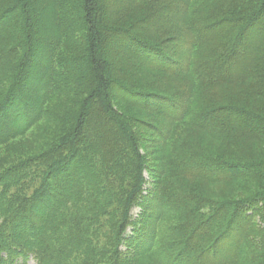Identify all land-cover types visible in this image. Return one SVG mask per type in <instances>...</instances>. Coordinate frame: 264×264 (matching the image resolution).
<instances>
[{
  "label": "rangeland",
  "instance_id": "rangeland-1",
  "mask_svg": "<svg viewBox=\"0 0 264 264\" xmlns=\"http://www.w3.org/2000/svg\"><path fill=\"white\" fill-rule=\"evenodd\" d=\"M10 1L0 0V12H5ZM120 1L108 0L107 6L112 13L117 12L112 20V28L127 31L131 43L124 40L122 45H127L125 50L118 46L111 47L114 50H111V63L117 66V78L138 98L130 99L118 92L111 95L109 103H106L103 97L94 95L89 84L83 82V69L89 63L87 30L71 16L68 17V38L55 42L45 19L48 12L35 18L36 29H41V45L38 48L46 51L47 46H53L56 49L54 55L62 57L59 71L64 74V89L52 95L50 98L54 99L51 102L42 98L46 93L43 83L46 68L39 58L32 61V67L28 68L23 86L26 92L22 93L16 88L20 62L25 52L20 12L12 16L5 29L7 32L0 34V108L10 102L11 94L15 92L22 96L24 102L12 103L11 107L0 111V136L4 132L3 123L6 126H22L23 109L28 115L32 111L36 113L38 106L43 111L41 118L29 130L0 144V176L11 168L58 148L47 158L26 167L24 176L16 178L18 185L5 186L0 183V194L4 192L0 203V234L5 232L9 236L10 223L7 218L21 206V200L27 202L33 199L35 192L45 183L44 178L53 163L71 157L75 147L82 154L88 141L75 145L71 140L63 146H59V143L73 134L75 118H80L86 111L88 122L85 134L91 141L96 138L95 133L103 134L105 142L109 141L105 149L113 156L102 160L94 156L91 159L106 167L109 161L119 156L123 160L122 165H128L126 198L134 188L128 179H137L140 175L137 176L135 164L127 162L134 151L127 146L129 139L126 138V130L122 129L124 125L139 143L144 166L141 178L147 197L130 211L133 223L126 237H131L129 243L132 248L128 252L130 256L134 254V264H157L151 252L138 251L135 247L142 240V233L148 232L150 237L154 234L153 230L160 232L159 237L166 243L172 242L177 249L187 247L191 256L181 264H216L211 255H204L205 247L213 245L219 238V241L223 240L225 235L230 237L227 244L232 242L233 245L236 235L240 233L238 227L244 233L253 232L250 237L252 242L243 253L240 252L238 260L230 264H264V215L257 210L256 215L249 211L250 216L246 217L247 209L241 211L236 205L264 188V179L245 178L241 171L236 173L234 169H229L257 159L260 151H264V146L252 137L255 133H251L254 132L251 126L241 123V120H246L247 113L255 117L257 112L264 109V96L259 89L264 82V65L256 63L258 57L242 60L246 56L243 55L244 50H239L234 59L239 63L236 75L228 71L227 78L217 81L212 69L213 62L219 61L223 54H230L231 47L236 46L240 38L243 19L256 12L264 0ZM73 7L71 10L75 16L76 7ZM207 26L211 28L207 29ZM256 27L257 31L264 30V16ZM182 32L185 33L184 37L190 36L187 43L181 38ZM137 37L144 38L151 50L140 49L132 41ZM256 37L260 38L258 35ZM115 41L120 42L118 38ZM248 42L249 34L241 41V46L245 48ZM152 48L157 49L159 54H154ZM143 57L158 62L161 69L154 67L151 61L144 63ZM171 67L172 71L166 69ZM146 99H152L154 103L146 104ZM23 104L29 106L28 111ZM84 106H87V110ZM209 111L216 112L213 113L216 122L202 119ZM241 111L246 114L243 115ZM177 112L186 117L175 121L173 117ZM217 122L222 123L224 130L220 136L215 135L216 130L220 129H215ZM83 163L82 157L76 161L77 167ZM109 167L117 165L112 163ZM65 181L63 176L54 182L53 195L64 187ZM51 203L54 205L55 201L51 199ZM121 203L123 201H110L108 211L99 218L96 226L98 238L95 236L93 239L94 251L82 248L72 252L61 246L59 258L62 264H106L110 260L116 249L118 227L125 217V207ZM82 205L85 203L79 206ZM73 207L75 205L72 204L70 208ZM161 209L165 214L157 218ZM204 224L206 226L201 235L195 237L197 244L185 243ZM22 234L16 238L21 243L5 239L14 248L13 253L2 255L5 264H40L33 252L39 253L44 251L43 248L38 251L33 245V252L30 251L28 256L14 253L29 240L37 245L36 239L27 233L26 237ZM227 244L224 242L213 254L216 252V255L223 257ZM128 246V243L122 242L118 249L127 251ZM198 255L202 257L197 259Z\"/></svg>",
  "mask_w": 264,
  "mask_h": 264
},
{
  "label": "trees",
  "instance_id": "trees-1",
  "mask_svg": "<svg viewBox=\"0 0 264 264\" xmlns=\"http://www.w3.org/2000/svg\"><path fill=\"white\" fill-rule=\"evenodd\" d=\"M120 2H122V0ZM107 5L108 0H11L10 3H8L5 12H0V34L6 31L5 29H7L9 21H12V16L17 12H20L21 29L25 40V52L23 59L20 62L21 67L19 68L16 79L17 82L15 83L16 88L22 93L24 91L26 92L23 86L26 81L25 79L28 68L32 67V61L39 58L41 62H44L46 68L44 71L45 79L43 81L46 93H44V96L42 97L43 101L51 102L52 98L50 97L64 89L62 86V83H65L64 74L59 71V67L62 66V57L56 54L54 55L56 49H54L53 46H47L46 48H48V50L46 51L45 49L40 50L38 48V46L41 45L39 42V38H41V29H36L35 18L37 19L38 16L44 13L47 15L48 12L45 19L48 26L51 28V32H53L54 42L57 40L59 41L60 38H68L66 36L68 32L67 27L70 22V18L68 17L71 16L73 19H77L78 24L85 26L87 30L86 49L89 63L87 66L85 65L83 69V72L85 73L83 82L89 84V86L93 88L95 96L100 95L104 98L106 103H109L111 95L117 94L118 92L130 97V99H132L131 97L138 98L135 92L128 90V86L117 78V66L111 63V54L113 55L112 52L114 51L111 47L118 46L121 50H125L127 45L122 44L124 40L128 42V44L131 43L129 42V37L131 36L128 37L127 31L123 29L117 28L116 30L112 28V20L117 16V12L113 11L114 13H112ZM73 6L76 7L75 16L71 10L74 8ZM263 16L264 1L260 3L256 12L246 15V18L243 19L244 26L241 30L240 38L238 39L236 46L231 47L230 54H223L219 61L213 62L212 69L217 81L227 78L229 76L228 71L231 75H236V68H239V63L235 62L234 59L236 58V52L239 50H244L243 55L246 56L241 58L242 60H253L258 57L256 58V63L258 62L259 64L264 65V30L257 31L256 29L257 22L260 21ZM206 28L210 29L211 26H207ZM181 34V38H184L183 41L187 43V41L190 40V36L184 37L183 35L185 33L183 32ZM248 34L250 35V42L246 43V47L244 48L241 46V41L245 39ZM257 35L260 38L257 39ZM116 38H118V41L120 42L115 41ZM120 38H122L123 41ZM132 41L140 46L139 48L142 50H151L149 43H147L142 37H137V39ZM152 49L154 54H159L157 49ZM142 59L144 63L151 61L153 65H155L154 67L161 69V65H159L158 62L149 60L147 57H143ZM175 67H177V65ZM166 69L172 71L173 68ZM259 89L260 94L264 96V82L260 84ZM47 90H49V92ZM15 93L14 95L13 93L11 94L10 102L0 108L1 112L11 107L10 105L12 103H24L22 101V96H18L19 94L16 95ZM153 101L154 100L152 99H146V104L154 103ZM139 102L141 101L139 100ZM24 106L28 111L29 106ZM84 108L86 109L87 106H84ZM25 111L24 109L22 110L21 127H14L11 125L6 126L3 123L4 132L0 136V144L29 130L31 126L41 118V115H43L42 108L39 106L36 108V113L34 114L32 111V113L28 115ZM241 112L243 115L246 114L243 111ZM213 113L216 112L209 111L208 113H205V116L202 119H212L214 120L213 122H216L214 117L215 114ZM171 116H173V114ZM185 117L186 116H183L180 112H177L176 116L173 118L175 121H180ZM251 119H253V122ZM87 120L88 114L86 111L80 118L76 117L73 124V134L65 141L59 143V146H63L69 144V141L71 140L74 141L75 145L82 141H88L85 144L86 147L82 150V154L81 152L79 153L77 150L78 148L75 147L73 148L71 157L53 163L46 173L44 178L45 183L35 192L33 199L27 200V202L21 200V206L13 212L11 217L7 218V221L10 223L8 229L10 230V234L9 236H6L5 232L0 234V264H5L2 255L11 254L14 249L6 243L7 241L5 239L8 238V240L11 241H18L16 238L18 234L21 233H23L22 235L25 237L27 233L31 238L36 239L35 242L37 245L29 240V243H22L23 245L26 244L25 246L22 245L18 250L15 248L16 251H14V253L19 254V256H28L29 252L32 251L33 245L38 251L43 248L44 251L41 250L39 253L32 251L33 255H36L38 258L40 264H62L61 259L59 258L61 246L64 247V250L69 249L72 252L80 251L82 248L93 252L95 249L93 239H95V236L98 238L96 235V226L99 218L102 216L103 212L108 211L109 202L116 200L123 201L121 205L125 207V217L116 233L115 252H112V257L106 264H134L132 259H135V256L133 253V255L130 256V253L128 252L129 248H132L129 243L131 237L128 239L126 237L128 236L126 234L127 230L133 223L130 220V211L136 203H143L144 198L147 197L143 191L141 178L144 166L140 154L139 143L131 133L127 132L126 126L124 125L122 129L124 131L126 130V138L129 139V144H127V146H129L128 148H131L130 150L134 151L133 157L129 156L132 158H127V162L135 164L137 176L138 174L140 175L137 179H128L134 188L131 193H128L129 196L126 198L128 188H126L125 179L128 175V165L126 167L123 166V160H120V158H118L119 156L114 158V160L109 161L110 163L106 167L105 164L101 163L100 166L93 158L91 159V157L94 156L101 157V160L113 156L110 154L109 150L105 149L109 144V141L108 143L107 141L105 142L103 134H100L99 132L95 133L96 138L93 141H91L85 134ZM241 123L247 127L251 126V129L254 131H251V133H255L252 137L257 140L259 145L262 144V146H264V109L262 108L260 112H257L255 117L251 116L250 113H247L246 120H241ZM216 126L215 129L218 127H220V129L216 130V132H218L215 133V135L220 136L224 131L222 123L217 122ZM54 149L26 161L25 164L7 170L0 176V183H4L5 186L13 184L18 185L17 182V184L15 183L16 178L20 175L24 176L25 170L27 169L26 167L42 160V158H47L52 152L58 150V148ZM79 157H82L84 163L77 167L76 161ZM112 163L117 165V167H109ZM229 169H234L236 173H240L241 171V175L245 178L257 177L258 179H264V151H260L257 159L254 158L251 162L241 163L236 169L233 167H230ZM124 171H126V173H123ZM63 176L66 178L64 187H60L61 190L53 195L52 190L55 188L54 182L58 181V179L61 180ZM24 179L25 178H23V180ZM2 196H4V192L0 194V203ZM51 199L55 201L54 205H52ZM83 202L85 205L79 206ZM72 204L75 205V207L70 208ZM165 204L166 203L163 202V206H165ZM236 205H239L241 211L247 209L246 217L250 216L248 215L249 211L253 212V214H257L258 211H261L262 215H264V188L254 193L252 197L248 198V200L237 202ZM248 208L250 210H248ZM164 214L165 211L161 209L156 217H163ZM35 216L36 218L34 219ZM36 219H38V221H36ZM205 226L206 224L202 225L196 233H193L191 239H188L185 243H190L192 245L193 243L197 244L195 237L198 238L199 235H201V231ZM238 231H240V233L236 235V240L233 242V245L231 244L232 242L227 244L226 241L227 239L229 241L230 237L225 235L223 240L219 241L221 239L219 238V240L217 239L213 245L210 244L209 247H205L206 250L204 255H211L216 264H230L235 260H238L240 252L243 253L252 242L250 237L253 235V232L244 233L240 227H238ZM153 233L154 234L150 237L148 232L144 234L142 233V238H140V240H142L138 242L135 247L138 251L151 252L152 256L155 257L157 264H181L185 258L191 256L187 247L177 249L172 242H164L163 238L159 237L161 234L160 232L153 230ZM145 238L147 239L146 241H144ZM122 242L129 244L127 251H121L118 249ZM141 242L142 244L139 245ZM224 242L227 244V249H223L225 250L224 253L226 256L219 257L216 255V252L214 255L213 251H216V249H218L220 245H223ZM179 245L180 244L178 243V246ZM107 254H110V252L107 251ZM201 255H198L199 257H197V259L202 257ZM178 261L181 262L179 263Z\"/></svg>",
  "mask_w": 264,
  "mask_h": 264
}]
</instances>
